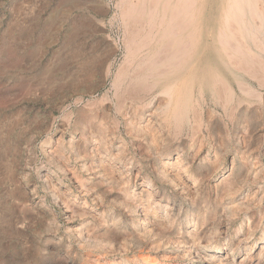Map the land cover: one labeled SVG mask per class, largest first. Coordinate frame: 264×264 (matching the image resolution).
Wrapping results in <instances>:
<instances>
[{"label":"rangeland","instance_id":"rangeland-1","mask_svg":"<svg viewBox=\"0 0 264 264\" xmlns=\"http://www.w3.org/2000/svg\"><path fill=\"white\" fill-rule=\"evenodd\" d=\"M61 1L0 0V50L15 36L20 55L0 54V264H264V76L235 68L223 48L215 58L214 0L189 64L215 67L230 95L193 76L177 120L164 113L162 81L141 89L153 84L137 68L149 48L127 58L126 2ZM258 19L252 40L244 27L238 39L264 65Z\"/></svg>","mask_w":264,"mask_h":264},{"label":"bare ground","instance_id":"bare-ground-1","mask_svg":"<svg viewBox=\"0 0 264 264\" xmlns=\"http://www.w3.org/2000/svg\"><path fill=\"white\" fill-rule=\"evenodd\" d=\"M64 1V3L66 2L65 0H62ZM62 1L60 3H62ZM76 1V0H75ZM125 1V5L121 8L120 10V17H121V20L123 22V25H124V36H123V33H122V38H123V43H124V49L126 48L125 52L128 51L127 53L129 54H126V55H129V57L127 58H131L130 56H134L136 54V51L137 49L140 51V49L143 48V46H146L148 47L149 51L145 56V60H143L144 62H140L139 66H135L134 64H132V66L130 65L129 62H133V61H129L125 55H123V60H125L124 58H126L128 61V64L130 65V67L133 68V65L137 68H139V71H145L151 78H152V82L153 84L149 85V84H145V82L143 83V81H140V86H141V89L145 92V90H148L149 91V88H151V86L153 87L157 82H160L162 81L164 84L163 86V89H165L166 91L168 90L170 93L169 97H167V95L164 97V98H169L168 101L166 102V100L163 98V100L166 102L165 103V108L163 107L164 109V113L167 115V116H171L173 118H175L174 120H177V115L178 113H180L184 108H187L188 104H189V99L186 98L185 100V97H183L185 91H186V80H192L193 79V76H197L199 78V81H203L205 82L208 87H210V90L212 92H214L213 94L217 93V95L219 94H222L224 93L227 97V95H230L229 93L226 94L224 90H226L224 86L221 92V87L219 86H223L225 85V81L223 79H220V76L217 72V69L214 67V69H212L211 67H207V66H204V67H198V69H195V73L193 74L191 69H190V66L191 64H189V62L191 61V58H192V55L194 54V51L198 48V46L200 45V43H202V40H201V35H199V29H200V25H201V22L204 21V9H205V5H206V2L207 0H123ZM68 2V0H67ZM66 2V4H68ZM215 2V7H216V15L213 17V21H214V28L213 30L210 31V37H211V44L213 46V51L215 52V58L217 59V61H221V58L222 56L218 54V50H219V47L220 48H223L226 52V58L228 60V63H233V62H236V65H233L235 68H239L241 69L243 72H247L251 75H253L252 77H257L259 78L260 76L258 75L261 74V76H264L263 73H264V65H262L261 61L259 60V58H253V56H248V50H246L244 47V45L240 44L241 43V36H239L240 39H238V35L240 33H242V27H244V30L246 32V36L248 37V39L252 40L251 38V35H250V31L248 32L249 29H252L254 31H256V29H254L253 25L255 24H252V19L254 17H258L261 21L260 18H264V0H214ZM62 3V6L63 4ZM76 3V2H74ZM122 3V2H121ZM120 3V5H121ZM64 4V5H66ZM73 4V3H72ZM60 5V4H59ZM77 5V4H76ZM81 5V4H80ZM98 5V4H97ZM261 5V6H260ZM56 6V5H55ZM79 6V5H77ZM119 6V4H118ZM122 6V5H121ZM258 6H260L261 8L258 9ZM59 7V6H58ZM65 7V6H63ZM80 7V6H79ZM74 8V7H73ZM81 8V7H80ZM118 8V7H117ZM60 10V9H59ZM61 11V10H60ZM63 15H64V12H63V9H62V12ZM91 15V14H90ZM60 17V16H59ZM93 17V16H92ZM65 18V16L63 17ZM62 18V19H63ZM87 18V17H86ZM79 20V19H77ZM95 20V18H94ZM97 20V18H96ZM102 20V19H100ZM120 20V21H121ZM83 21V20H82ZM99 21V19L97 20ZM256 21V20H255ZM259 21V22H260ZM50 22V21H49ZM62 22V20H61ZM64 22V21H63ZM89 22V21H88ZM102 22V21H100ZM74 23V22H73ZM97 23V22H96ZM142 23V24H141ZM50 24V23H49ZM92 24V23H91ZM122 24V23H121ZM140 24L141 26L143 24H145L146 28H148L147 30L149 31H145V34L142 32L143 28L140 27ZM241 24V25H240ZM89 25V24H88ZM257 25V23H256ZM261 25V24H260ZM50 26V25H49ZM99 26V25H98ZM122 26V25H121ZM144 26V25H143ZM255 26V25H254ZM258 26V25H257ZM141 29H140V28ZM122 28V27H121ZM145 28V29H146ZM87 29V28H86ZM98 29V28H97ZM140 29V30H139ZM259 29V28H258ZM261 29V28H260ZM259 29V30H260ZM75 30V29H74ZM123 30V29H122ZM251 30V31H252ZM89 31V30H88ZM87 31V32H88ZM140 31L144 34L141 33V39H137V37L140 38ZM253 31V33H255ZM80 32V31H79ZM75 33V32H74ZM255 35V34H254ZM73 36V35H72ZM151 36V37H149ZM237 36V37H236ZM67 37V36H66ZM69 37V36H68ZM65 39V37H64ZM63 39V40H64ZM109 39V38H108ZM240 42H235L237 41ZM254 40V38H253ZM259 42V41H258ZM76 43V42H75ZM243 43V42H242ZM254 43V42H253ZM255 45L257 44L254 43ZM94 45V44H93ZM253 45V44H252ZM258 45V44H257ZM73 46V45H72ZM118 46V44H117ZM259 46V45H258ZM261 46V45H260ZM259 46V47H260ZM141 47V48H140ZM255 47V46H254ZM257 47V46H256ZM255 47V48H256ZM140 48V49H139ZM89 49V48H88ZM118 49V48H117ZM123 49V50H124ZM257 49H259L257 47ZM261 50V49H260ZM91 51V50H90ZM110 51V50H109ZM114 51V50H113ZM143 51V50H142ZM140 51V53L142 52ZM85 52V51H84ZM108 52V51H107ZM111 52V51H110ZM138 52V51H137ZM144 52V51H143ZM222 52V51H220ZM224 52V53H225ZM217 53V55H216ZM134 54V55H132ZM79 55V54H78ZM139 55V53H138ZM136 55V56H138ZM144 55V53H143ZM140 56V55H139ZM138 56V57H139ZM217 56H220L221 58H217ZM257 56V55H256ZM68 57V56H66ZM136 58V57H135ZM140 58V57H139ZM103 59V58H102ZM132 59H134L132 57ZM141 60L144 59V57L140 58ZM101 60V59H100ZM99 60V61H100ZM135 60H139V59H135ZM134 60V61H135ZM123 61H122V65L124 66L123 68L128 69L125 67V65H128L126 64ZM137 62V61H135ZM139 62V61H138ZM217 62V63H218ZM138 64V63H136ZM121 65V66H122ZM256 66V69H254V66ZM218 66V65H217ZM241 66V67H239ZM253 66V67H252ZM128 67V66H127ZM129 67V68H130ZM119 68V67H118ZM122 68V67H121ZM131 68V70H133ZM237 68V69H238ZM107 69V68H106ZM110 69V68H109ZM118 70V69H117ZM123 70V69H121ZM123 70V71H125ZM130 70V69H129ZM136 70V69H135ZM109 71V70H108ZM111 71V70H110ZM119 71V70H118ZM117 71V72H118ZM91 72V70H90ZM116 72V73H117ZM128 72V71H127ZM126 72V73H127ZM134 74H135V71L133 70L132 71ZM137 72V70H136ZM131 73L130 71V76H134V74ZM140 73V72H137V74ZM106 74V73H105ZM118 74V73H117ZM120 74V73H119ZM123 75V73H121ZM121 74H120V78L121 77ZM132 74V75H131ZM142 74V73H141ZM140 74V75H141ZM126 74H124L125 76ZM246 75V74H245ZM250 75V76H251ZM119 76V75H118ZM137 76V75H136ZM147 75H145L146 77ZM249 76V75H248ZM135 77V76H134ZM133 77V78H134ZM144 77V76H143ZM141 77V78H143ZM148 77V78H150ZM185 77H190L189 79H186ZM119 78V79H120ZM127 79L128 81H130V83L132 82V79ZM138 78H140V76H138ZM114 79V78H113ZM115 79L117 80L116 76H115ZM124 79V77H123ZM134 79L137 80V77H135ZM133 79V80H134ZM264 79V78H263ZM122 80V79H121ZM121 80H119L121 82ZM125 80V79H124ZM135 80V81H136ZM141 80V79H139ZM138 80V81H139ZM143 80V79H142ZM235 80V79H234ZM119 81L116 82V86L118 87V83ZM135 81L131 83V85H135ZM147 81V80H145ZM179 81V83H175ZM236 81V80H235ZM260 81V79H259ZM115 82V81H114ZM149 82V81H148ZM222 82L224 84H222ZM238 82V81H236ZM241 81H239L238 83L240 84L241 87H239L240 89L242 87H244L243 85H241L240 83ZM123 83V82H122ZM134 83V84H133ZM138 83V82H137ZM138 83V84H139ZM237 83V84H238ZM120 84V83H119ZM176 84V85H175ZM200 84V83H199ZM238 84V85H239ZM115 85V84H114ZM122 85V84H121ZM128 85V84H126ZM131 85L129 86L128 85V88L131 87ZM262 85V83L260 84ZM116 86H112L115 88V90L117 91L118 89H116ZM123 86V85H122ZM122 86L120 87L122 89ZM140 86L138 85V88H140ZM199 86V85H198ZM124 87L126 88V86L124 85ZM246 87V88H245ZM245 87L244 89L242 88L241 91L243 90L244 93L241 92V94H246L244 96H248L250 98V96L248 95L249 92L251 93L250 89L251 88H248L245 84ZM132 88V87H131ZM161 88V87H160ZM238 88V87H237ZM133 90V89H130V90H133V91H142V90ZM200 89V87H199ZM228 89V88H227ZM129 90V89H128ZM129 90V92H130ZM165 90L164 93L166 92ZM229 90V89H228ZM227 90V91H228ZM120 91V89H119ZM124 92H126L124 89L122 90ZM133 91L130 92V94H132L133 98H134V93ZM147 91V92H148ZM151 91H154L151 90ZM158 91V90H157ZM161 91V90H159ZM158 91V92H159ZM162 91V92H163ZM197 91V90H196ZM224 91V92H223ZM256 91V90H255ZM128 91L126 92V95L129 93ZM135 92V93H136ZM155 92V91H154ZM191 92V91H190ZM198 92V91H197ZM201 92V91H199ZM229 92V91H228ZM246 92V93H245ZM254 92V91H253ZM120 94V92H118ZM140 92H138L137 94L139 95ZM143 93V92H141ZM152 93V92H151ZM150 93V94H151ZM158 94V93H157ZM163 94V93H162ZM198 94V93H197ZM210 94V93H209ZM222 94V95H224ZM254 94V93H253ZM116 93L114 92V95L115 96ZM124 95V94H122ZM125 95V96H126ZM146 95V94H145ZM154 96V94H152ZM200 95V93H199ZM221 95V96H222ZM258 95V94H256ZM117 96V95H116ZM118 96H121V95H118ZM137 96V95H136ZM162 96V95H160ZM159 95H157V97H160ZM164 96V95H163ZM162 96V97H163ZM195 96V95H194ZM254 96V95H252ZM251 96V97H252ZM122 97V96H121ZM128 97V96H126ZM143 97L140 95V98ZM156 97V96H155ZM156 97V98H157ZM161 97V99H162ZM213 96L211 95V98ZM219 97V96H218ZM217 97V99H218ZM224 96L220 97V98H223ZM243 97V96H242ZM119 98V97H118ZM139 100L140 98L137 97ZM155 98V99H156ZM196 98V97H195ZM219 98V99H220ZM254 98V97H253ZM115 99V98H114ZM121 99V98H120ZM128 101L130 100L131 101V98L130 96L128 98ZM137 99V100H138ZM142 99V98H141ZM146 99V98H145ZM158 99V98H157ZM216 99V98H215ZM119 100V99H118ZM134 99H132L133 101ZM138 100V102H139ZM162 100V101H163ZM194 100V99H193ZM222 99H220L221 101ZM224 98V103L227 102ZM159 101V100H157ZM161 101V100H160ZM239 101V100H238ZM117 102V100L115 101ZM121 102V100H120ZM144 102H146V100H144ZM144 102H140L141 103V106H142V103ZM198 101H196V104H197ZM215 102V101H213ZM218 102V100L216 101ZM243 102V101H242ZM122 103V102H121ZM119 103H116L117 105L118 104H121ZM134 103V102H132ZM139 103V104H140ZM149 103V102H148ZM194 103V102H192ZM222 102L218 103L219 105H223L221 104ZM131 104V102H130ZM135 104V103H134ZM147 104V102H146ZM164 104V102H163ZM237 104V103H236ZM251 104V103H250ZM148 105V104H147ZM134 106V105H133ZM139 105H137L138 107ZM140 106V107H141ZM155 106V105H154ZM162 106V105H161ZM226 106V105H225ZM230 106V105H229ZM117 108H120V106H116ZM115 107V109H116ZM148 107V106H147ZM151 107V105L149 106ZM190 107H192L191 109H193V106L190 105ZM197 107V106H195ZM224 107V105H223ZM130 108V107H129ZM153 107H151V110ZM123 109V108H122ZM150 109V108H148ZM147 109V110H148ZM160 109V108H159ZM195 109V108H194ZM198 109V108H197ZM224 109V108H223ZM230 109V107H229ZM255 109V108H254ZM117 111H119L118 109H116ZM144 110V109H143ZM146 110V109H145ZM146 110V111H147ZM162 110V108L160 109ZM145 111V112H146ZM150 111V110H149ZM223 111V110H222ZM258 111V110H257ZM92 112V111H91ZM143 111V113H145ZM148 112V111H147ZM159 112V111H158ZM163 112V111H162ZM192 112H196V109L195 111H192ZM191 112V113H192ZM252 112V111H251ZM94 113V111H93ZM116 113V112H115ZM118 113V112H117ZM149 113V112H148ZM157 113V112H156ZM161 113V111L159 112V114ZM163 113V114H164ZM198 113V111H197ZM197 113H195L196 115H193V116H196L198 118V116L201 114L199 113V115L197 116ZM209 113V112H208ZM102 114V113H101ZM119 114V113H118ZM151 114V113H149ZM162 114V115H163ZM164 114V116H165ZM194 114V113H193ZM89 115V114H88ZM123 115V114H121ZM140 115V114H139ZM138 115V116H139ZM148 115V114H147ZM155 115V114H154ZM153 115V117H154ZM158 114L155 115V117L157 116ZM181 115V114H180ZM179 115V116H180ZM254 115V114H253ZM134 116V115H133ZM150 116V115H149ZM152 116V115H151ZM161 115H159L160 117ZM164 116L162 118H164ZM192 116V114H191ZM190 117V119L192 118V120H194V117ZM103 117V115H102ZM146 117V116H145ZM92 118V117H91ZM97 118V117H96ZM119 118V117H117ZM129 118H131V116H129ZM135 118V117H134ZM157 118V117H156ZM161 118V117H160ZM159 118V119H160ZM161 118V119H162ZM167 118V117H166ZM244 118V117H243ZM95 119V117H94ZM99 120V119H97ZM114 120V119H113ZM117 120V119H116ZM115 120V121H116ZM124 120V119H123ZM132 120V118H131ZM130 120V121H131ZM147 120V119H146ZM231 120V119H230ZM88 121V120H87ZM150 121V120H149ZM165 121V120H164ZM168 121V120H167ZM173 121V120H172ZM179 121V120H178ZM194 121H197V119H195ZM201 121V120H200ZM193 122V124L196 126V124L198 123H201V122ZM102 122V121H100ZM163 121H161L162 123ZM93 123V122H92ZM133 123V122H131ZM164 123V122H163ZM168 124L170 123V121L167 122ZM173 123V122H172ZM175 123V122H174ZM173 123V124H174ZM177 123V122H176ZM176 123L174 124L176 126ZM172 124V125H173ZM134 125V124H133ZM164 125V124H163ZM167 125V124H166ZM173 125V126H174ZM178 125V123H177ZM199 125V124H198ZM170 126V125H169ZM174 126V127H175ZM201 126V125H200ZM98 127V126H97ZM173 127V128H174ZM179 127H181L179 125ZM178 127V128H179ZM148 128V127H147ZM177 128V129H178ZM137 129V128H136ZM144 129V128H143ZM176 129V127L174 128ZM198 129V128H197ZM91 130V129H90ZM95 131V130H94ZM194 131V128L192 130V132ZM209 131V130H208ZM137 132V131H136ZM91 133V132H90ZM87 134V133H86ZM135 134V133H134ZM190 137V136H189ZM193 137V136H192ZM87 138V137H86ZM92 138V137H91ZM97 138V137H96ZM85 139V138H84ZM100 139V138H99ZM174 139V138H173ZM92 140V139H91ZM94 140V139H93ZM95 141V140H94ZM93 141V142H94ZM88 142V141H87ZM96 142V141H95ZM176 142V141H175ZM95 144V143H94ZM156 144V143H155ZM77 145V144H76ZM98 145V144H97ZM81 147V146H79ZM102 147V146H101ZM95 149V147H93ZM81 150V149H80ZM78 153V152H77ZM179 153V152H178ZM91 154V153H90ZM101 159V158H100ZM180 159V158H179ZM98 160V159H97ZM108 167V166H107ZM79 185V184H78ZM83 207V206H82ZM166 224V223H165ZM167 228V227H166ZM93 241V240H92ZM111 249V248H110ZM231 254V253H230ZM229 256V255H228Z\"/></svg>","mask_w":264,"mask_h":264},{"label":"crops","instance_id":"crops-1","mask_svg":"<svg viewBox=\"0 0 264 264\" xmlns=\"http://www.w3.org/2000/svg\"><path fill=\"white\" fill-rule=\"evenodd\" d=\"M14 38H12V41L11 40H9V36L7 35V38L5 39V45H4V47H1V50H0V54H3V52H6V53H12V55H11V57H14L15 55V57H18V59L20 60V55H19V52L17 51V49L16 48H12V49H10V47H9V43L10 42H13V43H17V38H15V36H13ZM21 42L22 43H26L27 41H24L23 39L21 40ZM21 60H22V58H21ZM13 67L15 66L14 64L12 65ZM20 66H22V64H18V65H16V67H20Z\"/></svg>","mask_w":264,"mask_h":264}]
</instances>
